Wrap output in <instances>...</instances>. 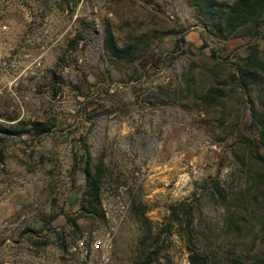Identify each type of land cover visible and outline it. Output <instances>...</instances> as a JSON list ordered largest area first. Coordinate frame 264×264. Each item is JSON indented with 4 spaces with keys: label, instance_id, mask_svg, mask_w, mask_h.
Masks as SVG:
<instances>
[{
    "label": "rangeland",
    "instance_id": "374dc122",
    "mask_svg": "<svg viewBox=\"0 0 264 264\" xmlns=\"http://www.w3.org/2000/svg\"><path fill=\"white\" fill-rule=\"evenodd\" d=\"M44 28L42 72L30 74L23 53H39L38 43L24 35L41 37ZM107 29L119 45L143 32L158 38L144 59L126 65L106 53ZM181 35L187 42L176 46ZM257 41L264 59V38ZM210 49L232 62L246 54L240 37L207 36L188 0H0V61H8L0 65V264H76L69 250L76 238L112 225L107 264H135L144 249L158 250L152 264H189L184 215L172 212L182 203L192 205L194 247L210 251L224 217L213 182L226 192L244 185L233 143L241 132L255 134L250 109L233 101L241 119L228 135L231 124L217 127L212 114L161 95ZM86 148L102 174L91 214L80 211Z\"/></svg>",
    "mask_w": 264,
    "mask_h": 264
},
{
    "label": "trees",
    "instance_id": "16d2710c",
    "mask_svg": "<svg viewBox=\"0 0 264 264\" xmlns=\"http://www.w3.org/2000/svg\"><path fill=\"white\" fill-rule=\"evenodd\" d=\"M188 1L194 7L207 36L222 42L240 37L245 40L246 54L237 55V60L232 62L218 54V48L210 49L202 65L195 61L188 63L181 73L180 84L172 89H162L161 95L165 97V101L203 110L209 116L212 114L211 121L215 122L217 127L228 129L227 125L231 124L228 135L238 128L241 117L235 114L233 101L240 99L242 104L250 109L247 123L254 129L255 134H252V131L241 132L233 143V151L238 148L242 152L236 157L245 175L244 185L236 191L226 192L220 186V181L214 179L213 192H218L222 197L224 217L221 228L210 234L216 240L210 251L194 247L190 232L193 221L192 205L182 203L181 209L172 208L177 213L172 212L179 216L178 211L182 210L184 215V226L188 230L189 264H264V59L260 56L257 41L258 38H264V0ZM151 33L143 32L135 35L130 42L119 45L114 34L107 29L105 51L114 61L131 65L144 59L147 47L152 44L154 38H158ZM169 33L174 32L165 31L161 35ZM186 42L185 37L181 35L176 46ZM207 44L205 38L200 46L201 51ZM119 75L118 79L125 80L126 73ZM109 77L115 80V75H110V72ZM255 91L259 94L256 97L253 95ZM259 106L263 108L259 109ZM3 130L7 133L14 131L10 128ZM84 158L85 164L81 170L85 178V190L80 211L97 213L100 206L102 174L99 165H92L87 148ZM138 218L146 226V234H150V225L147 226L150 223L144 213H140ZM143 252L146 253L145 258L135 264H152L153 255L158 250L147 252L144 249Z\"/></svg>",
    "mask_w": 264,
    "mask_h": 264
},
{
    "label": "built area",
    "instance_id": "2783aa9c",
    "mask_svg": "<svg viewBox=\"0 0 264 264\" xmlns=\"http://www.w3.org/2000/svg\"><path fill=\"white\" fill-rule=\"evenodd\" d=\"M3 29H7V26L4 25ZM50 31L48 28H44L41 32V37H35L36 34L33 30L27 32L24 35V42L29 44H34V42L38 43L37 50L39 53L33 55L30 51L24 52L23 56L29 59V64L25 66V69H30V74H35L37 71L42 72L43 68V55L45 53L46 45L48 43ZM8 64V61L3 59L0 61V65L5 67ZM115 231V227L112 225L106 231V233L102 236L94 235L90 236L88 232H84L79 237L76 238L73 246L70 247V252L75 253L77 256L76 264H107L109 261L108 256V247L109 242L111 241V237L113 232ZM94 253H96V261H92V257H94ZM97 255L99 256L97 258ZM89 257V259H88ZM7 264V263H4ZM30 264V263H29Z\"/></svg>",
    "mask_w": 264,
    "mask_h": 264
}]
</instances>
